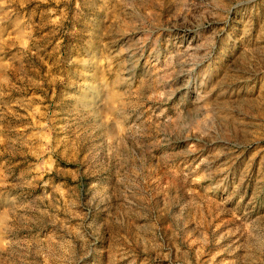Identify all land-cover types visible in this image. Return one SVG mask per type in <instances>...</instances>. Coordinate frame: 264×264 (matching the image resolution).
Wrapping results in <instances>:
<instances>
[{
	"label": "rangeland",
	"instance_id": "1",
	"mask_svg": "<svg viewBox=\"0 0 264 264\" xmlns=\"http://www.w3.org/2000/svg\"><path fill=\"white\" fill-rule=\"evenodd\" d=\"M0 264H264V0H0Z\"/></svg>",
	"mask_w": 264,
	"mask_h": 264
}]
</instances>
